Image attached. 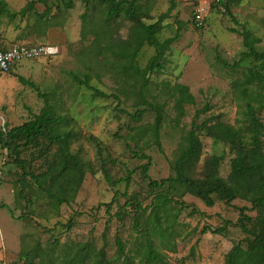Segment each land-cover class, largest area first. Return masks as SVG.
Here are the masks:
<instances>
[{"label": "rangeland", "instance_id": "1", "mask_svg": "<svg viewBox=\"0 0 264 264\" xmlns=\"http://www.w3.org/2000/svg\"><path fill=\"white\" fill-rule=\"evenodd\" d=\"M5 1L12 10L19 11L32 0ZM72 1V8H67L64 2L47 0L53 21L61 25L49 29L44 37L25 30L29 21L33 23V14L15 22L1 18V43L53 45L59 48V53L50 59L23 61L0 77V131L6 125L20 126L40 113L43 99L20 83L18 76L35 82L43 93L52 96L59 113L69 118L71 128L78 131L80 137L73 142L71 151L85 169V177L75 200L59 205L30 178L24 182L23 171L0 145V264H22L25 257L27 264H93L102 249L111 264H120L118 239L130 253L141 242L136 231L137 206L131 200L136 198L147 207L151 203V191L139 169L128 186L126 182L115 181L128 178L131 171L149 161L151 179L160 181L173 176L170 161L181 152L184 137L198 111H202V120L220 116L229 125H243L234 84L256 63L248 60L233 70L225 68L220 59L234 64L247 51L242 37L231 32L232 28L250 30L261 39L257 47L264 48V0H239L231 6V14L215 5L214 0H207L209 7L202 26L195 21L194 0H143L144 7L151 9V20L147 23L158 21L172 9L163 20L161 41L173 37L179 23L184 25L162 68L148 76L151 85L145 93L149 102L168 103L161 130L163 153L148 128L154 123L156 112L147 110L142 102L138 94L140 83L122 73L123 60L117 61L108 52L105 57L100 55L110 41L126 42L132 23L119 17L111 19L106 26L103 6L98 5L93 11L84 0ZM36 8L38 13L45 11L40 3ZM92 12L98 21H88L85 25L82 15ZM96 33L100 34L98 41ZM154 55V49L146 45L138 57L140 67L145 69ZM70 73L82 78L89 75L91 86L109 97L96 96L92 90L79 86ZM176 84L188 86L196 99V104L187 107V115L179 121L165 92L168 86ZM142 110H146L145 114L136 120L134 114ZM258 115L264 123V108ZM200 136L204 154L197 165L196 177L203 178L205 163L211 156L222 155L220 175L227 179L235 156L233 151L228 145L209 139L204 132ZM37 155L34 149L24 155L31 163L30 171L36 175L46 171L44 158ZM181 201L186 208L176 218L181 206L172 205L171 216L166 221L172 225L170 232L176 243L173 250H164L169 264H223L235 244L246 243L247 236L237 223L239 209H250L249 202L238 199L229 206L219 201L210 208L190 195ZM128 202L130 206H126ZM248 215L256 217L257 213L248 210ZM217 229L223 232L212 233Z\"/></svg>", "mask_w": 264, "mask_h": 264}, {"label": "trees", "instance_id": "2", "mask_svg": "<svg viewBox=\"0 0 264 264\" xmlns=\"http://www.w3.org/2000/svg\"><path fill=\"white\" fill-rule=\"evenodd\" d=\"M57 1L66 3L67 8L73 6L72 0ZM84 1L88 6L91 5L93 11L98 5L104 7L106 26L111 19L119 17H124L132 23L129 39L126 42L110 41L100 55L105 57L108 52L117 61L123 60L124 63L120 65L123 69L122 73L140 83L138 94L142 102L147 110L156 112L155 121L148 128L155 138L159 151L163 153L161 130L164 126L168 103L166 101L164 103L149 102L145 93H148V87L151 85L148 76L162 68L167 52L179 40L180 31L184 25L179 23L176 34L161 41L159 35L164 27L163 20L170 15L172 9L162 15L158 21L147 23L146 21L151 20V9L144 7L143 0ZM238 2L239 0H221L215 2V5L231 14V6ZM38 3L45 6V11L42 13L37 11ZM31 14L34 21L33 23L29 21L25 30L35 31L40 36H46L49 29L61 25L53 21L52 7L47 0H32L19 11L12 10L5 0H0V27L2 17L8 18L9 22H15L18 18L25 20ZM82 19L87 25L88 21H98V16L93 12L85 13ZM262 23L264 25V20ZM16 28L20 30L21 26L16 25ZM231 32L242 37L247 51L243 52L239 62L229 64L220 59L221 64L225 68L236 70L245 61L252 60L256 63L254 67L246 69L243 78L234 84L235 97L240 102L238 106L243 117V125L238 127L229 125L223 122L220 116L202 120L200 118L202 111H198L191 123V129L184 137L185 143L181 152L173 161H170L173 176L160 181L151 179L149 175L151 162L149 161L148 164L131 171L128 178L115 181L116 184L126 182L128 186L132 175L139 169L142 170L151 191V203L147 207L139 203L136 198L131 200L132 205L137 206L136 231L141 242L139 248L131 251L134 253H130L118 239L120 264H169L165 260L164 250H173L176 243L174 234L170 232L172 225L166 221L171 216L172 205L181 206L176 218L186 208L181 200L187 195L201 200L210 208L219 201L229 206L238 199L249 202L250 209L249 207L239 209L240 218L237 223L243 234L247 236L246 243L235 244L227 253L223 264H264V123L258 115V112L264 108V48L257 47L261 39L246 28L242 30L232 28ZM95 37L98 41L100 34L96 33ZM17 44L38 45L32 42ZM146 45L154 49L155 55L151 57L146 68L142 69L138 63V57ZM70 76L79 86L92 90L96 96L109 97L91 86L89 75L82 78L76 73H70ZM18 80L32 88L38 97L43 99L44 106L30 121L12 128L6 125L5 129L0 131V145L7 150L8 156L13 159V164L23 171V178H26L24 182L30 178L40 191L56 199L59 205L70 204L75 200L78 188L85 177V169L71 151L73 142L78 140L80 135L78 131L71 128V120L59 113L58 106L51 95L43 93L31 80L22 76H18ZM165 92L166 97L172 102V109L176 112L178 121L187 115V107L196 104V99L188 86L170 85ZM145 112L146 110L136 111L133 117L140 120ZM202 132L214 142L228 145L233 151L235 156L231 161V172L227 179L220 175V166L224 159L222 155L211 156L205 163L203 178L196 177L197 165L204 154V145L200 136ZM32 149L38 151L37 156L44 158L46 164V171L38 175L30 171L31 163L26 156L24 157ZM105 173L107 180L110 181L108 172ZM21 192L23 193L24 190L22 189ZM129 202L126 206H130ZM149 210L151 212L148 215ZM248 210L256 212L257 216H249ZM193 212L197 213V210L194 209ZM221 232L223 229L212 231L215 234ZM84 259L85 257L82 261ZM27 263L25 257L22 264ZM93 264H111L106 259L104 249L96 256Z\"/></svg>", "mask_w": 264, "mask_h": 264}, {"label": "built area", "instance_id": "3", "mask_svg": "<svg viewBox=\"0 0 264 264\" xmlns=\"http://www.w3.org/2000/svg\"><path fill=\"white\" fill-rule=\"evenodd\" d=\"M196 2L195 21L202 26L206 18V9L209 7L207 0H194ZM220 2L221 0H214ZM59 48L53 45H25L12 44L6 46L0 43V77L8 74L14 66L23 61H33L42 58H52L58 55Z\"/></svg>", "mask_w": 264, "mask_h": 264}]
</instances>
